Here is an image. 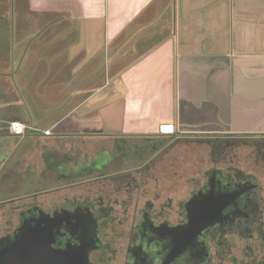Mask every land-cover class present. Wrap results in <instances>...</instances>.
Returning <instances> with one entry per match:
<instances>
[{
    "label": "crops",
    "instance_id": "crops-1",
    "mask_svg": "<svg viewBox=\"0 0 264 264\" xmlns=\"http://www.w3.org/2000/svg\"><path fill=\"white\" fill-rule=\"evenodd\" d=\"M13 122L97 143L42 151V177L118 138L263 146L264 0H0V178L31 135Z\"/></svg>",
    "mask_w": 264,
    "mask_h": 264
},
{
    "label": "flooded vegetation",
    "instance_id": "flooded-vegetation-1",
    "mask_svg": "<svg viewBox=\"0 0 264 264\" xmlns=\"http://www.w3.org/2000/svg\"><path fill=\"white\" fill-rule=\"evenodd\" d=\"M174 132L161 131L164 135ZM225 137L227 139L218 137L207 145L186 137L118 138L113 149L96 156L91 162H55L57 185L51 191L59 192L58 199L48 210L37 202L23 209L18 225L22 213L37 207L50 214L68 211L71 216L61 223L63 235L60 239L63 243L70 241L78 245L87 236L92 242L89 251L91 264H162L163 260L155 256L160 251L159 246L152 241L158 236L149 234V229L163 233L168 240V226L187 223L188 202L212 188L216 200H221L218 195H233L234 201L224 207L227 218L205 229L195 245L171 264H264L263 181L261 176L245 172L233 164V156L238 157L234 149L240 145L238 140ZM262 143L263 146L256 149L264 160V141ZM179 144L200 147L203 144L210 151L212 165L203 172L197 171L195 176L186 177L190 191L174 203L173 197H161L168 189L159 190L158 180L169 179L166 168L170 162V150ZM152 183L157 184L155 191L149 187ZM81 185L87 188L94 185L97 192L75 197H70L67 192L60 193ZM173 211H177L176 215L171 214ZM88 216L92 220H88ZM165 245L168 252L169 240H165Z\"/></svg>",
    "mask_w": 264,
    "mask_h": 264
},
{
    "label": "rangeland",
    "instance_id": "rangeland-1",
    "mask_svg": "<svg viewBox=\"0 0 264 264\" xmlns=\"http://www.w3.org/2000/svg\"><path fill=\"white\" fill-rule=\"evenodd\" d=\"M26 121L28 122V120ZM27 122L26 124L28 125ZM27 125H24L25 127L22 126L21 131L28 130L27 133H31V135H26L24 146L20 147L21 151H24L25 154L19 158L18 169H16L19 173L16 176L12 172V174L6 175V178H0V236L8 234L9 231L12 232L19 226L18 218L23 209L37 202L36 204L48 210L58 199L59 192L51 191L57 185L55 184V174L45 172L43 173L44 177L41 175L42 170L46 168V164L42 160V151L44 149L50 151V148L60 145L62 151L71 149V152L80 151L81 154H89V156H92L90 154L91 150L98 149L97 143L92 141L85 142L82 139L81 141H73L66 145H61L53 139L50 140L41 135L42 132L40 130L31 129L29 131ZM46 132L44 133L47 134ZM216 137L227 139L224 135ZM213 141H216V139H213ZM234 153L238 157L233 156V164L245 172H252L261 176L262 185H264V160L257 153V149L253 147H239L234 149ZM14 160H10V168H12ZM209 160L208 149L203 144L201 147L193 144L190 146L179 144L171 149L170 162L166 168V171L169 172V179L159 178L158 180L159 190H162L163 187H167L168 189L167 192H163L161 197L167 195L173 197L174 203L178 198L182 196L186 197L190 191L186 177L195 176L197 171L203 172L209 168L212 165ZM258 161L259 163H257ZM7 162L8 159L1 162L0 167L5 166ZM156 186V183L149 184V187L154 191ZM87 187L83 185L74 186L67 191L62 190L60 193L64 194V192H67L70 197H75L84 193L94 194L97 192L96 186ZM147 196L152 197V195ZM132 210L129 211L130 214H132ZM176 213L177 211H173L171 214L176 215Z\"/></svg>",
    "mask_w": 264,
    "mask_h": 264
},
{
    "label": "water",
    "instance_id": "water-1",
    "mask_svg": "<svg viewBox=\"0 0 264 264\" xmlns=\"http://www.w3.org/2000/svg\"><path fill=\"white\" fill-rule=\"evenodd\" d=\"M214 192L211 188L209 192L199 193L188 202L187 223L168 226V252L165 245L167 237L149 229V234L158 236L152 241L159 246L160 251L155 256L163 260L162 264H171L195 245L205 229L227 218L224 207L234 201L233 195H218L221 200H216ZM212 202L214 204L210 205ZM70 216L68 211L50 214L39 207L22 213L20 225L12 233L0 237V264H91L89 251L92 242L87 236L78 245L70 241L63 243L60 239L63 235L61 223ZM87 219L92 220L91 216ZM89 235L92 237V233Z\"/></svg>",
    "mask_w": 264,
    "mask_h": 264
},
{
    "label": "built area",
    "instance_id": "built-area-1",
    "mask_svg": "<svg viewBox=\"0 0 264 264\" xmlns=\"http://www.w3.org/2000/svg\"><path fill=\"white\" fill-rule=\"evenodd\" d=\"M12 128L15 129V130H20L21 131L22 125L20 123H18V122H13L12 123ZM161 131H163L165 133H168V132L173 131V128L170 127V126H165V127L161 128ZM46 133L49 134L50 131H47Z\"/></svg>",
    "mask_w": 264,
    "mask_h": 264
}]
</instances>
